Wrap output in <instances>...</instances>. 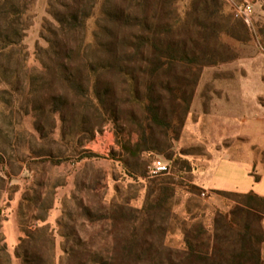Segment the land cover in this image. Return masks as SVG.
<instances>
[{
  "label": "trees",
  "instance_id": "obj_1",
  "mask_svg": "<svg viewBox=\"0 0 264 264\" xmlns=\"http://www.w3.org/2000/svg\"><path fill=\"white\" fill-rule=\"evenodd\" d=\"M98 1L54 0L52 4L54 23H48L42 34L46 47L36 50L42 76L29 77L30 84L46 78L43 87L48 88L51 123L58 115L62 122L73 124L78 115L76 133L91 129L94 134L93 127L106 121L122 129L121 121L138 136L131 143L117 134L126 171L137 173L144 164V153L163 155L178 170L190 168L187 160L173 152L172 141L180 137L203 68L237 58L222 37L247 44V25L234 12L226 14L221 0H193L185 21L177 13L179 0H118L122 4L106 13L100 35L87 40L86 20ZM26 11V0H0V62L5 61L0 68L4 71L26 63L22 43ZM258 32L263 40L264 27ZM37 89L32 84L19 95L33 99ZM34 128L44 134L39 116L34 118ZM93 156L82 154L80 159ZM47 159L55 166L64 161ZM140 176L145 177L144 173ZM148 183L141 210L80 206L87 224L110 223V228L103 229L104 236L101 231L96 235L101 242L94 250L83 243L65 248L71 264H264L263 197L253 192H221L232 198L233 206L215 209L208 225L205 212L190 214L189 224L183 221L181 225L182 245L174 249L165 241L169 230L162 225L153 227V219L170 212L174 182L160 178ZM96 185L87 190H95ZM202 192L197 186L187 191L196 197ZM34 218L45 221L44 216ZM22 232L24 237L16 248L22 264H54L50 233L44 228ZM109 238L112 245L106 243ZM76 247L82 248L77 251ZM0 264H11L5 244L0 246Z\"/></svg>",
  "mask_w": 264,
  "mask_h": 264
},
{
  "label": "rangeland",
  "instance_id": "obj_2",
  "mask_svg": "<svg viewBox=\"0 0 264 264\" xmlns=\"http://www.w3.org/2000/svg\"><path fill=\"white\" fill-rule=\"evenodd\" d=\"M221 1L226 14L235 13L244 3L253 6L248 23L244 21L250 40L240 44L223 36L230 53L237 58L205 67L201 72L180 137L172 141L173 152L187 160L190 168L178 170L163 155L144 153V164L134 174L123 167L120 147L116 144L118 136L131 143L137 141V134L128 125L119 121L122 129H116L111 121H106L101 127L94 126L93 134L91 129L76 133L78 115L73 124L70 120L62 122L58 115L52 117L51 123L48 88L43 87L46 78L35 79L30 84L29 77L42 76L36 50L46 47L42 34L48 23H54L50 14L54 0H26V29L22 39L26 63L19 67L10 65L7 71L0 68V246L6 245L11 264H22L16 252L19 239L24 237L22 230L44 228L50 233L55 247L54 264H71L64 249L77 243L94 250L101 242V237L96 235L101 231L104 236L103 229H109L110 223L87 224L80 206L89 204L95 210L103 204L107 209L121 206L130 212L141 210L149 179L170 178L174 182L170 212L153 219V227H166L167 245L179 248L181 225L183 221L189 224L190 214L205 212L204 222L208 225L215 209L229 210L234 204L230 196L221 194L233 191L203 188L219 157L252 159L253 172L264 171V39L258 32L264 27V0ZM120 2H97L86 20L87 40L99 34L106 24V13ZM192 2L177 1L181 21H185ZM240 35L245 33L241 31ZM5 81L9 85L2 83ZM32 84L38 88L36 98L19 95L22 91L26 93ZM36 107L41 109L34 111ZM38 116L44 126L43 135L34 128V118ZM82 154L94 156L80 159ZM49 157L64 161L55 166L48 161ZM157 162L167 167L164 173L152 172ZM94 183L96 189L87 190ZM192 186L202 189L199 197L187 193ZM49 205L47 212L45 208ZM38 216H44L45 221H36L34 217ZM141 220L142 217L136 224ZM262 225L264 228V220ZM106 243L112 245L111 238Z\"/></svg>",
  "mask_w": 264,
  "mask_h": 264
},
{
  "label": "crops",
  "instance_id": "obj_3",
  "mask_svg": "<svg viewBox=\"0 0 264 264\" xmlns=\"http://www.w3.org/2000/svg\"><path fill=\"white\" fill-rule=\"evenodd\" d=\"M254 167L255 162L252 159L240 161L235 158L219 157L206 187L203 188L237 193L253 192L264 198V171L254 173ZM255 176H258V180H255ZM262 256L264 257V245Z\"/></svg>",
  "mask_w": 264,
  "mask_h": 264
},
{
  "label": "built area",
  "instance_id": "obj_4",
  "mask_svg": "<svg viewBox=\"0 0 264 264\" xmlns=\"http://www.w3.org/2000/svg\"><path fill=\"white\" fill-rule=\"evenodd\" d=\"M252 12H253V6L251 4L244 3L236 8L235 15L237 17L243 18V20L246 23H248L249 16L252 14ZM166 169L167 167L165 165L161 164L160 162H157V164L153 167L152 172L162 173V172H165Z\"/></svg>",
  "mask_w": 264,
  "mask_h": 264
}]
</instances>
